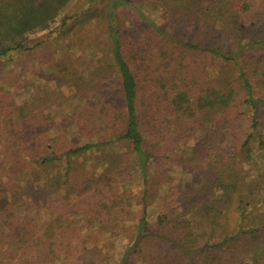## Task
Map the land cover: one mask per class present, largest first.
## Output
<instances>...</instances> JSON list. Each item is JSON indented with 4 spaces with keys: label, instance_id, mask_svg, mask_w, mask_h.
Wrapping results in <instances>:
<instances>
[{
    "label": "rangeland",
    "instance_id": "obj_1",
    "mask_svg": "<svg viewBox=\"0 0 264 264\" xmlns=\"http://www.w3.org/2000/svg\"><path fill=\"white\" fill-rule=\"evenodd\" d=\"M132 1L184 42L203 41L234 52L240 41L264 39V0ZM108 8L107 0H71L47 28L28 35L26 49L0 56V264H200L199 253L190 260L160 241L159 236L168 232L159 220L176 217L188 186L206 183L218 165L228 164L220 156L232 154L233 135L250 132L249 107L246 120L240 121H227L217 110L202 112L192 123L201 130L189 137L183 132L176 146L173 123L167 138L153 135L157 149L147 197L151 234L145 240H139L138 233L146 186L128 143L111 141L69 163H30L54 148L115 138L124 129L121 80L109 54ZM121 12L125 15L119 16L118 25L125 56L143 81L144 124L146 116L163 114L157 98L164 93L174 95L186 83L192 86V80L194 93L208 83L227 84L237 78L242 64L252 73L261 102L258 118L264 135V46L246 47L239 64L182 54L176 50L179 43L151 41V32L129 10ZM168 56L174 60L170 66ZM160 78L166 80L162 87ZM62 121L72 124L63 145L58 141ZM206 127L207 133L224 140L207 147L217 149L211 156L207 151L193 153ZM221 145H228V150L219 149ZM254 146L252 159L238 167L248 172V183L255 179V192L261 190L256 196L264 201V151ZM13 156L18 160L12 161ZM257 210L264 212V202ZM252 236L258 234L248 232V241ZM215 252V264H235L234 247ZM174 255L179 256L177 262ZM253 255L243 264H253Z\"/></svg>",
    "mask_w": 264,
    "mask_h": 264
},
{
    "label": "trees",
    "instance_id": "obj_2",
    "mask_svg": "<svg viewBox=\"0 0 264 264\" xmlns=\"http://www.w3.org/2000/svg\"><path fill=\"white\" fill-rule=\"evenodd\" d=\"M70 1L0 0V56H6L14 50L26 49L28 35L47 28ZM107 3L109 6L106 11L109 54L121 80L124 129L115 138L113 136L109 139L100 138L97 141H87L82 145L68 149L59 148L56 150L54 148L50 154L31 158L30 163L34 162L41 165L49 162H62L63 160L69 163L72 157L109 144L111 141L117 140L128 143L146 186L142 197L144 212L138 233L139 240H145L151 234L147 230V197L150 190L151 159L153 150L157 149L153 135L155 134L156 137L166 135L167 138V135H170L168 130L172 129L173 123V134L171 135H176L174 137L176 146L183 141L181 138L183 132L189 137L191 132L200 129L193 127L192 123L198 122V116L202 112L210 115L212 112L209 111L217 110V115L219 114L227 121L230 119L240 121L246 120L249 107L251 112L250 132L248 133V129H246L243 136L240 134L233 135L231 139L234 143L232 154L229 157L220 156V160L227 161L228 164L222 168L218 165L217 173L214 176H211L213 174L210 173L209 177L206 178V183L199 184L196 182L188 186L183 194V200L176 217H160L159 222L165 226L168 234L166 237L159 236V239L165 245L171 246L177 253L183 252L190 260H193L199 253L200 264H215L218 261L215 250L222 246H226L228 250L234 247L237 251L233 255L235 264H243L248 261V255L253 254V264H263L264 212L258 213L257 207L264 201H261L262 197L256 196L261 190L258 189L255 192V179L251 181V184L248 183V172L245 174L238 167L239 163L242 164L244 161L248 162L252 159L255 150H257L254 145L264 151V135L261 132L258 118L261 102L255 96L256 87L251 76L252 73L249 70L247 72L241 64L237 78L227 84L212 86L208 83L194 93V85L196 84L192 80V86L186 83L184 90L176 92L174 95L169 94V92L164 93L157 98L159 100L157 106L160 107L163 114L160 117L154 114L155 119L152 115L151 118L146 116V123L144 124L145 121L143 122L140 112L141 96L144 92L143 86H141L143 81L139 80L126 59L125 42L118 20L120 15H125L121 10L125 12L129 10L136 20L151 32L153 36L150 38L151 41L157 40V38L175 41L181 46V48H176L179 53L201 54L208 58L216 57L226 62L234 61L238 64L240 63L239 55L244 52L246 47L264 46V39L248 44H243L240 41L238 49L234 52L225 51L220 47L207 46L203 44V41L184 42L172 36L166 29L164 30L156 19L132 0H107ZM161 55L165 56L164 53ZM206 56L205 58H207ZM169 57L166 62L168 66L174 64V60ZM169 60L170 62H168ZM165 81V78H160L161 87L165 85ZM169 115L174 118L168 117ZM174 119H177L176 124ZM154 123H157L155 129ZM69 125H72L70 121H62L58 124L61 133L58 141L61 145L66 140L64 137ZM186 125H190L189 128H192L186 130ZM202 125H204L203 122ZM202 130L205 134L200 135V138L197 137L200 142L197 148L193 149V153L207 151V155L211 156L212 152L217 149L210 148L208 150L207 147L215 146V142H224V140L217 139L213 132L207 133V127ZM227 148L228 145H221L219 149L225 152L228 150ZM165 149L170 150L166 146ZM17 160V157H12V161ZM248 232L257 233L258 236H252V241L251 239L248 241ZM178 257L174 255V261L177 262ZM147 259L149 260V258Z\"/></svg>",
    "mask_w": 264,
    "mask_h": 264
}]
</instances>
